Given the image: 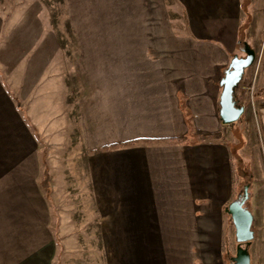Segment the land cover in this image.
<instances>
[{"label": "crops", "instance_id": "1", "mask_svg": "<svg viewBox=\"0 0 264 264\" xmlns=\"http://www.w3.org/2000/svg\"><path fill=\"white\" fill-rule=\"evenodd\" d=\"M62 1L73 41L55 40L48 0H0V264H57V176L70 202L95 210L94 240H158L167 257L168 243L194 241L211 203L234 193L229 144L203 136L225 126L220 80L244 41L260 54L264 143V0ZM174 4L191 35L173 31ZM174 136L182 140L103 149Z\"/></svg>", "mask_w": 264, "mask_h": 264}, {"label": "rangeland", "instance_id": "2", "mask_svg": "<svg viewBox=\"0 0 264 264\" xmlns=\"http://www.w3.org/2000/svg\"><path fill=\"white\" fill-rule=\"evenodd\" d=\"M62 3V0H53L52 2L48 0V4L55 5L56 9L55 40L63 41L64 36L65 41L66 39L73 41L69 18L61 16ZM168 8L180 13L179 17L170 13L173 31L182 35H191L184 21L181 5H168ZM71 19L73 20L72 17ZM238 52L241 54L240 56L245 55L241 48ZM60 57L61 50H55L53 63L57 69L56 74L62 73L58 68V66L62 67ZM259 57L260 54L257 52L255 62L246 69L243 79L236 88L237 98L243 99L240 103L245 105L244 115L235 124L225 125L219 131L221 132L220 137L223 136L224 142L230 147L234 193L228 202H216L215 200L212 203H205L208 206L211 203L215 209L209 212L212 215L211 219L200 218L196 228L197 238L194 241L171 242L172 245L168 243L167 257L162 255V252L165 253L166 250L164 246L162 247V242L158 240L108 242L94 240L95 236H99L94 234V228L100 227V225H94L95 210L79 209L75 206L76 204L70 202L74 198L73 196L68 198L67 196L70 194L60 192L63 184L62 177L57 176L53 187L55 192L53 190L52 193L56 197V202L58 199L65 200L64 203H61V207L58 205V211L62 214L63 219L61 218L60 222L56 221L60 238L58 242L56 241L59 247L56 256L57 264H165L164 262L168 260L167 264H229V256L236 254L237 240L235 225L231 215L226 211V207L243 192L247 183H249V198L246 205L252 210L255 217L253 223L255 237L250 246L252 264H264V226L260 224V217L264 215L261 209V207L264 209V143L259 137L254 114V104L257 105V101H255L257 94L255 68ZM68 69L71 72L74 70L72 65L66 67L64 71ZM249 74L252 76L248 80ZM71 149L72 145L66 144L65 152L68 153ZM56 154L55 156L62 155L64 151L58 149ZM56 159L55 171L61 174L63 171L62 161ZM48 174L50 176L52 171ZM58 181H60L59 184H57ZM67 198L69 201H66ZM75 198L78 199V193L75 194ZM208 201L210 200L208 199ZM260 203H263V206ZM128 219L125 213L119 216L117 220L121 225L118 227L125 229ZM104 220L107 219L104 218ZM227 248L228 251H226Z\"/></svg>", "mask_w": 264, "mask_h": 264}, {"label": "water", "instance_id": "3", "mask_svg": "<svg viewBox=\"0 0 264 264\" xmlns=\"http://www.w3.org/2000/svg\"><path fill=\"white\" fill-rule=\"evenodd\" d=\"M243 45L241 50L245 55H234L224 71V76L220 80L222 92L219 102V114L225 125L238 121L245 113V106L239 104L236 99V88L243 79L246 69L255 62L257 54L248 42L244 41ZM248 198L249 184H246L243 192L226 207V211L231 215L235 225L237 240V251L232 257L230 264H252L249 244L255 237V231L253 229L254 214L246 205ZM245 243L247 245H244Z\"/></svg>", "mask_w": 264, "mask_h": 264}, {"label": "trees", "instance_id": "4", "mask_svg": "<svg viewBox=\"0 0 264 264\" xmlns=\"http://www.w3.org/2000/svg\"><path fill=\"white\" fill-rule=\"evenodd\" d=\"M240 101V99H238ZM264 105V104H263ZM235 124V122L231 123L230 125ZM221 132L216 131L214 133H209V134H204V138L207 137H220ZM182 138L181 137H163V138H142V139H138V140H133V141H126V142H121V143H116V144H111L108 146H104L103 149H111V148H116L122 145H129V144H171V143H176L181 141ZM249 184V183H247ZM228 251V249L226 250Z\"/></svg>", "mask_w": 264, "mask_h": 264}, {"label": "flooded vegetation", "instance_id": "5", "mask_svg": "<svg viewBox=\"0 0 264 264\" xmlns=\"http://www.w3.org/2000/svg\"><path fill=\"white\" fill-rule=\"evenodd\" d=\"M236 99H237V97H236ZM237 100H238V99H237ZM238 102H239V104H241L239 100H238ZM251 243H252V241L250 242L249 246H251ZM244 245H247V243H245ZM229 257H230V261H229V264H230V262L232 261V257H233V256H229Z\"/></svg>", "mask_w": 264, "mask_h": 264}, {"label": "built area", "instance_id": "6", "mask_svg": "<svg viewBox=\"0 0 264 264\" xmlns=\"http://www.w3.org/2000/svg\"><path fill=\"white\" fill-rule=\"evenodd\" d=\"M259 63V62H258ZM244 105V104H243ZM245 106V105H244Z\"/></svg>", "mask_w": 264, "mask_h": 264}]
</instances>
